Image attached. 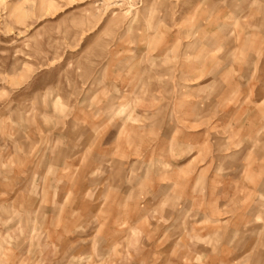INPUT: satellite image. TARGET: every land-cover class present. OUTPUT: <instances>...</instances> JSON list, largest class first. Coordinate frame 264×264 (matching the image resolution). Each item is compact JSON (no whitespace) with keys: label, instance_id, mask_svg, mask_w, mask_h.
Masks as SVG:
<instances>
[{"label":"rangeland","instance_id":"obj_1","mask_svg":"<svg viewBox=\"0 0 264 264\" xmlns=\"http://www.w3.org/2000/svg\"><path fill=\"white\" fill-rule=\"evenodd\" d=\"M0 264H264V0H0Z\"/></svg>","mask_w":264,"mask_h":264}]
</instances>
